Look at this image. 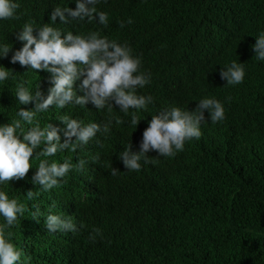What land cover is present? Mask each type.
I'll return each instance as SVG.
<instances>
[{"label":"trees","instance_id":"trees-1","mask_svg":"<svg viewBox=\"0 0 264 264\" xmlns=\"http://www.w3.org/2000/svg\"><path fill=\"white\" fill-rule=\"evenodd\" d=\"M19 2L17 18L0 21V42L11 45L0 65L13 72L0 84V123L10 122L19 108L34 107L32 102L17 104L14 90L20 82L33 91L38 85L44 95L50 87L47 71L36 70V74L10 61L22 47L17 33L23 23H50L56 5L76 7L75 0ZM96 7L108 13L107 26L95 21L62 24L59 17L55 26L74 34L99 30L109 39L130 45L142 59V70L152 77L151 84L138 93L150 95L153 102L138 114L141 119L135 129L127 121L113 122L108 134L97 132L82 149L33 158L24 178L0 185V190L26 206L24 216L11 228L22 261L264 264V61L255 59L252 48L255 35L264 30V0H100ZM129 17L132 23L121 28L119 22ZM231 61L244 64L245 77L238 85H225L220 77L221 67ZM203 96L224 104L223 121L201 122L204 135L186 142L174 157H157L149 151L151 163L141 161L139 171L126 170L118 153L129 141L132 151L139 150L152 115L172 105L193 110ZM113 106L123 116L114 102ZM64 114L86 123L103 124L110 118L106 109L97 111L89 102L85 107L50 106L37 119L41 127L48 122L63 128L57 118ZM97 154L99 160L92 162ZM80 157L89 161L84 171L71 170L57 187L42 191L31 182L39 159L71 158L75 163ZM112 167L120 171L115 176ZM174 178L178 179L171 188ZM28 190L36 194L31 200L25 196ZM36 208L44 215L52 211L72 216L78 231L48 232L44 216L39 222L31 217ZM94 228L101 234L93 241L89 233Z\"/></svg>","mask_w":264,"mask_h":264},{"label":"clouds","instance_id":"clouds-1","mask_svg":"<svg viewBox=\"0 0 264 264\" xmlns=\"http://www.w3.org/2000/svg\"><path fill=\"white\" fill-rule=\"evenodd\" d=\"M99 3L100 0H75V8L56 5L50 14V23L36 26L29 20L23 23L17 33V39L23 43L21 48L13 52L10 61L28 66L36 74V70L47 71L50 75H44L48 81L47 87H50L44 95L38 90V85L35 91L24 82L16 86L14 95L17 104L28 105L32 102L34 107L19 108L10 122L0 123V185H9L11 179L24 178L30 167H33V158H47L65 150L76 152L77 149H82L96 137L97 132L108 134L113 122L121 125L127 121L135 129L141 119L138 114L153 102L150 95L138 93V89L151 84L152 77L150 72L142 70V59L133 54L130 45L118 42L117 39H109L101 35L99 30L74 34L71 30L55 26L57 17L62 24L95 21L107 26L108 13L97 9L96 5ZM19 8V0H0V21L16 19ZM125 23L131 24V17L127 21H120V27L123 28ZM255 37L252 45L255 59L264 61V30L259 31ZM10 49L9 43L0 42V58L7 57ZM12 73L10 69L0 65V84L7 81ZM220 77L226 80L225 85L242 83L245 77L244 64L236 61L227 63L221 67ZM77 81L79 84L74 87ZM78 91L83 94L78 95ZM89 102L97 111L106 109L110 118L103 124L95 121L86 123L83 119L64 114L57 118L63 123V128L48 122L41 127L37 119V114L47 112L50 106L58 109L77 105L85 107ZM113 102L123 116L113 111ZM124 117L129 119L125 120ZM224 119V104L215 97L203 96L193 110L169 106L159 114L152 115L142 132L139 150L132 151L129 141L118 153V158L127 171H139L142 168L141 161L144 164L152 162L148 156L149 151H155L157 157L172 158L184 150L186 142L198 140L202 133L204 135L205 131L201 132V122L210 120L215 124ZM61 132L65 138L63 142ZM98 160V154L91 157L92 162ZM88 162L83 157L75 163L71 158H64L62 162L39 159L31 182L39 185L42 191H49L57 187L71 170L84 171ZM118 172L117 168H111L113 176ZM178 178L173 179L171 188ZM34 195L36 194L32 190L25 194L29 200ZM25 211L24 203L18 202L14 197L10 198L6 191L0 190V217L3 218L0 222V264H27L26 260L22 261V251L11 239V228L19 217L24 216ZM40 216L45 217L44 225L50 233L78 231V225L72 216H62L52 211L44 215L39 208L31 213V217L38 222ZM100 234V229L94 228L89 233V239L94 241Z\"/></svg>","mask_w":264,"mask_h":264}]
</instances>
